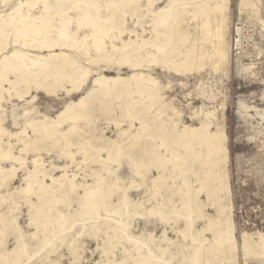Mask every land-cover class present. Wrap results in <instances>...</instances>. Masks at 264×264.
Instances as JSON below:
<instances>
[{"label":"rangeland","instance_id":"374dc122","mask_svg":"<svg viewBox=\"0 0 264 264\" xmlns=\"http://www.w3.org/2000/svg\"><path fill=\"white\" fill-rule=\"evenodd\" d=\"M1 1L0 15L7 17L17 0L2 1L3 3ZM47 1L55 3L56 7L59 6L56 0ZM58 1L62 2L61 9L68 8L64 13L66 18L70 19L68 27L74 28L77 37L83 34L80 41L94 31L93 19L90 16L84 18L91 9L93 10V6L87 5L84 8L87 13L83 8L81 11L80 7V15L79 6L75 8L70 1ZM167 1H157L154 8L166 7ZM255 5L259 12L255 6L241 10L239 0H226L225 11L229 17V30L231 36L237 40V50L229 53L227 70L224 71H215L206 63L200 71L188 73L182 66L181 69L178 66V69L167 66L160 61L161 55L158 53L152 57L148 56L149 58L145 57L143 63L135 56L128 58L117 53L96 57L95 63H86L83 54L81 58H77L84 66L90 67L92 74L82 89L70 91L69 94L66 90L57 89L49 95L42 89L36 92L35 84H31L27 92L21 78H16L13 72L6 69L2 72L0 68V264H9L6 259L11 253L15 254L17 246L22 244L28 247L23 259L26 255L30 256L25 264H93L96 261H107V257L121 259L129 244L116 240L108 242L103 232L94 234L92 227H83L78 223L71 225L63 241L56 240L50 244L52 246H45L43 249L37 247L42 235L53 229L57 217L64 219L68 215L70 222L79 218L80 213L86 209L81 203L85 198V188L88 187L86 185L89 184V187H98L101 193L104 192L106 201L109 202L117 203L120 199L126 203L128 199L141 200L144 206L139 209V215L121 221L120 227L128 235L148 232L152 234L141 237L151 250L149 258L143 264H153L152 260L157 258L159 264H219V260H185L182 257V252L190 250L182 244L192 240V231L201 230L205 226V212L221 215L228 207L232 234L238 244L243 233L253 238L257 237L256 232L264 235V0H257ZM40 6L30 13H41L43 6ZM99 8L101 11L102 8ZM51 19L59 21L58 13L55 12ZM87 19L91 24L87 23ZM122 22L126 28L121 35L122 39L129 37L128 30L141 32L142 24L146 29L143 37H155L148 16L136 20L126 13ZM256 23L258 25H255ZM258 26H261L260 29ZM156 29L162 30L160 27ZM9 35L4 52L20 48L19 45L11 44L13 36L10 33ZM176 38V49H182L179 39ZM208 41L210 42L208 39L201 46L202 49H206ZM41 52L48 53L46 50ZM94 52L92 47L88 53L94 54V57ZM131 60L143 66L139 64L141 67L137 65L134 69L132 65L129 66L133 63ZM118 62H121V65ZM148 62H151L152 69ZM250 66L251 71L246 70V67ZM140 71L157 78L159 86L155 95L162 98L147 100L145 94L136 93V79H131L127 85L121 82L115 85L111 83L108 93L92 91L93 77L98 74L130 78L133 72ZM2 74L5 77H2ZM7 79L11 80V85ZM65 85L69 87L68 84ZM88 92L80 108V116L72 119L66 116V120L61 119L62 123L57 126L56 131V127L51 130L44 128L48 117H55L66 104L72 105L74 100ZM219 101L224 103L223 107ZM172 107L180 111L176 128L181 127V124L199 126V119L202 118L196 115L199 112V115L203 114L202 119L210 131H223V142L226 146V183L220 184L218 191V188L215 189L217 194L212 190L216 183L209 180V170L214 168V160L217 158L213 146L203 143L191 144L178 135L171 118L168 117ZM210 110L213 112L209 113ZM157 111H160V114L154 115ZM161 123L167 126L162 132L158 130ZM114 145L118 147V151L109 150ZM200 148L210 149L209 154L203 156L206 158L205 162L208 161L206 163L195 153ZM4 153L18 157L15 160L5 158ZM33 159L41 164L38 167L42 172L35 176L36 182L31 181L30 189H25L22 187L27 186L29 171L34 168ZM211 160L213 162L210 165ZM59 175L61 176L53 179ZM67 178H72V185H76L73 190L66 184ZM200 187L202 190L195 197L196 208L190 215H184L185 211L181 208L182 192ZM216 196L221 202L218 203L221 207L220 214L212 204ZM156 204L161 205L163 212L159 215L150 214L148 208ZM97 211L101 216L104 215L105 209L102 207ZM106 226L104 223L100 225L102 229ZM162 231L166 236H163ZM196 237L204 239L212 238V235L202 232ZM72 241L79 254L77 263L72 261ZM239 248L235 251V262H222L243 264V250L241 246ZM254 248L255 254L246 258V264H264V246ZM259 253L261 255H258Z\"/></svg>","mask_w":264,"mask_h":264},{"label":"bare ground","instance_id":"6f19581e","mask_svg":"<svg viewBox=\"0 0 264 264\" xmlns=\"http://www.w3.org/2000/svg\"><path fill=\"white\" fill-rule=\"evenodd\" d=\"M2 1L7 2L10 0H2ZM56 1L59 4L58 7L60 8L56 7L55 3L54 4L48 3L47 0H17L15 4L11 7L10 14H8L7 17L4 16L2 17V15H0V41H1L0 54L2 55L0 57L1 71L4 72L5 69L9 70L13 72V74H15L16 78H21L27 92L31 84H35L36 92L42 89L46 94L49 95H52L53 92H55L57 89H63V91L66 90L67 94H69L70 91L73 92L80 91L82 87L86 84L89 76L92 74V70L90 69V67L84 66V64L80 63L77 58V56L80 57L81 55L83 56V54H85L84 58L86 63L94 62L96 57H101V56L107 57L115 53L120 55L124 54L128 58L131 57V55L133 57L135 56L137 57V59L140 58L141 59L140 62L142 61L143 63V60L146 59L145 57L149 58L148 56L152 57L158 53L159 55H161V57L159 56L160 61L165 63L167 66L170 65L171 67H176V69L182 66V69L185 70L186 72L188 71L189 73L195 70L200 71V69L204 67V65L206 66V63L207 65L208 64L210 65L209 66L210 68L212 66L215 71L227 70L226 65L229 59V53L230 52L233 53L234 50L235 51L237 50V40L231 36L229 30L230 29L229 17L227 16V13L225 11L226 0H168L167 1L168 5L166 7H160L158 9H155L154 5L159 0H62V1H70L71 4L75 5V8L76 6H79L78 8L79 11L78 10L77 11L80 13V15H82L81 11L85 7H87V5L94 7L93 10L89 9L91 11L90 13H87L88 12L86 11L87 9L86 10L84 9V11L88 14V16L86 15L84 16V18L85 17L88 18L90 16L93 19L92 23L94 24V28H93L94 31L88 33V36L82 41H80V39H82L83 34L77 37L74 28H72V26L71 28L70 26L68 27V24H70V19L66 18L64 14L68 10V8L65 7L61 9L62 2L58 0ZM255 3H257V0H239V7L241 10H245L249 6H255V9L259 12V9L256 7L257 5H255ZM40 5L43 6V11L41 10L42 11L41 13L40 12H37L38 14L30 13L31 10L37 8V6ZM80 7H81V11H80ZM99 7L102 8L101 11ZM118 11H120V13H118ZM50 12L53 13V15L55 12H57L59 21L53 20L55 21L53 22L51 19L53 15L51 16ZM85 12L83 15L86 14ZM126 13L127 14L129 13L132 18L135 17L136 20H138L140 17L148 16L151 21V26L154 31L155 37H151V36L143 37V34L145 33L146 29L144 27V24H142L141 32H139L138 30H128L127 32L129 34V37L127 39H122L121 35L124 34V32L126 31V28L122 22ZM260 17L261 16H259V18ZM71 18H73V16ZM88 20L89 19H87L86 21ZM87 23H89V21ZM257 23L255 25H258ZM90 26L91 25H89L88 27ZM261 26H258L259 29ZM157 27L162 28V30L158 31L156 29ZM79 32L82 33V31ZM9 33L12 34L13 36L11 40L13 41V43L11 44L19 45L20 48H14L11 51L4 52L6 51L7 48V37L9 39L10 36ZM78 34L79 33H77V35ZM132 36H134V38H132ZM106 38L109 40H107ZM175 38L177 40L179 39L180 47L182 46V49L179 50L176 49L177 45H176V40H174ZM208 39L210 40V42L208 41L207 46H205L206 49H202L201 46L204 43H206L205 41H207ZM92 47H94L95 50L94 53H96L94 57L92 56L94 54L88 53ZM24 49L34 50L35 52L29 53ZM42 50H46L48 51V53L42 54L41 52ZM3 52L5 54H3ZM88 54H91V56ZM232 55L230 56L231 58ZM230 62H232V60ZM131 63L129 66L132 65L131 66L132 68H134V66L137 65L139 66V64H141L139 62L134 63V61H133L134 64ZM150 63L148 62V64ZM159 63L160 62H158V64ZM153 64L154 63H152V65ZM141 66L143 65L141 64ZM161 66L164 67L165 65L164 66L161 65ZM149 67H151V64ZM160 68L161 67H159V69ZM166 68H170V67H166ZM150 69H152V67ZM247 69L251 71L252 66L246 67V70ZM173 70L175 69L173 68ZM3 76L5 77L4 74H2V77ZM129 77L130 78H124L117 75L108 76L105 74H98L97 76L93 77L92 91L100 90L103 91L104 93H108L109 84L112 83V85L113 84L115 85L121 82L123 83V85H127L129 82L132 81L131 79L133 80L136 79L137 87L134 90L136 93L140 92L142 94H145L146 95L145 98L147 100L162 98L156 96L157 94L155 91L159 86L158 80H156L157 78L152 77L148 73L143 74L141 71L133 72ZM7 81L10 85L12 84L10 79H7ZM65 84H68L69 87L67 88ZM88 94L89 92L83 94L77 100H74L72 105L66 104L65 107L62 108L55 115V117L52 118L48 117V123L44 126V128L51 130L52 128L56 127L54 129V131H56L57 126H59V124L62 123L61 119L67 118L66 116H68L70 119L77 118L78 116H80L81 115L80 108H82L84 104V100L88 96ZM33 98H35V96H33ZM221 106L223 107L224 103H221ZM211 111L213 112V110H210L209 113H211ZM205 112L208 113V111ZM159 114L160 111H157L154 115H159ZM196 115L204 118L202 116L203 114L199 115V112H197ZM168 117L171 118L174 128H176L177 124L179 123L178 120L180 117V111L177 110L175 107H172L168 112ZM202 118L200 119L198 118L199 126L181 124L180 125L181 127L176 128L175 130L178 133V135L183 137L185 140L191 142V144L203 143V144H208L211 147L213 146V149L217 154V158L214 160L215 163L214 168H211L209 170V180L211 183H216V185L212 189L216 193L215 189L218 188L220 184H224L226 179V172L224 170V165H225L224 153L226 151V146L223 142L224 134L221 129H219L218 131L217 130L210 131L208 129V125L205 123V121ZM166 127H167L166 124L161 123L158 130L161 132L165 131L167 129ZM47 133L48 131L46 132V134ZM111 148L112 149L109 150L118 151V147L116 145H114V147ZM203 150H201L200 148V150H198L195 153L197 156L203 159L204 163H206L208 161L205 162L206 158L204 157H206V155L209 154L210 149L209 150L205 149L204 152ZM3 157L11 158L15 160L17 159L18 156L15 157L10 153H7ZM33 160H34L33 163L34 168L31 171H29L27 186H24L22 188L30 189L31 181L35 180L36 182L37 179H35V176L39 172H42L38 167L41 164H39L35 159ZM212 162H213L212 160L209 161L210 165L212 164ZM61 170H63V168ZM61 175L62 177L64 176L63 173ZM61 175L57 177H53V179H56ZM97 179L99 178L97 177ZM206 180L208 181V179ZM58 181L60 180L58 179ZM190 183L192 184V182ZM66 184H68L69 188H71L72 190L76 187V185H72L73 184L72 178H67ZM89 185H86L88 187L85 186L86 187L85 198L84 201L82 200L83 202L81 203L83 206L86 207V209L83 208L84 210L80 213L79 218L72 220L73 222H70V219H68V215L64 219H58L59 217H57L56 222L53 225V229L48 230L42 235L40 245H37V247L40 246V248L43 249L45 246L48 247L52 246L50 244L56 240L61 239L63 241L66 235L68 234L71 225L73 223H78L83 227L86 226L87 228L92 227L94 234H97V232H103L105 236L108 238V242L109 241L112 242V240H116L122 242L123 244L125 243L129 244L128 248L127 249L125 248V250L123 251L125 255L122 254V256L123 255L124 256L121 257V259L119 258L120 260L113 259L114 256L112 255L113 256L112 259L110 257H107V261L104 262L96 261L93 264H138V263L143 264L144 261L149 258L151 254V250L148 248V245H146V241L141 237L151 236L152 234L148 232L146 234L140 233L137 235H131V234L128 235L125 234L120 227L121 221H124L130 218L131 216L133 217L134 215L138 214L140 208H143L141 207L144 206L141 200L128 199V202L126 203L124 200L120 199L117 203L109 202L106 201L104 192L101 193L98 187L97 188L89 187ZM201 190L202 188L200 187V188H195L194 190L188 189L187 191L182 192L183 204L181 208H183L185 211L184 215H190L191 212L194 211L197 205L195 201V197ZM218 190L219 188L217 189V191ZM219 202L220 200L216 196V198L213 199V203H212L215 211H217L218 214H220L221 212V207L218 204ZM102 207L105 209V212L104 215L100 216L97 210L98 208H102ZM160 207H161L160 204L153 205L148 208V212L153 215L155 214L159 215L163 212V210H161ZM226 207L227 206H225V208ZM228 210L229 209L227 207V211L221 215H217L216 213H214L215 214L214 215L213 213L211 214L208 212L204 213L205 226L201 230L192 231L193 233L191 236L192 240L189 243L187 242L182 244V246L190 248L189 251H186L184 253L182 252L183 259L203 260L204 258H206V259H211L212 261L219 260L218 261L219 264H226L222 262V260L223 261L225 260V262H230L231 260L235 262L236 260L235 251L237 248L241 246L242 247L241 250H243L242 253L244 255L243 264H246L245 262L246 258L249 255L255 254L254 246H260V247L264 246V235L258 234L257 232H256L257 237L255 238H253L247 233H243L239 244L236 243V239L232 234V224L230 221L231 220L230 213ZM102 223L107 225L105 229H102L100 227ZM68 225L69 227H67ZM202 232L204 233L209 232L212 235V238L198 239L196 236L197 235L200 236ZM254 234L255 232L252 235ZM163 236H166L165 232L163 233ZM164 240L165 238L162 239V241ZM17 248L18 250L15 252V254L7 253L8 255L9 254L11 255L8 256V259H6L8 260L9 264H25V261L29 260L30 257L29 255H26L25 258L23 259L25 250L28 247L22 244L17 246ZM44 251L46 250H43V252ZM77 251H78L77 247H75L73 243L71 245V254L73 255L72 257L73 263L75 262L77 263L79 259V254L77 253ZM40 252H42V250ZM258 255H261V253H259ZM152 261L153 264H159V258L153 259Z\"/></svg>","mask_w":264,"mask_h":264}]
</instances>
